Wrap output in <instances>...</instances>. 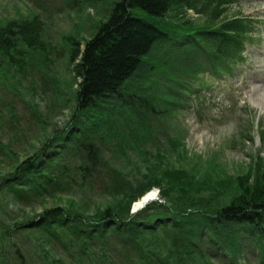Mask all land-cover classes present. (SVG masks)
<instances>
[{"label": "rangeland", "instance_id": "1", "mask_svg": "<svg viewBox=\"0 0 264 264\" xmlns=\"http://www.w3.org/2000/svg\"><path fill=\"white\" fill-rule=\"evenodd\" d=\"M113 2L0 0V174L6 176L0 184L27 161L40 159V165H47L56 159L62 187L24 201L0 191V264H88L77 256L69 260L48 237L31 226L23 227L25 220L47 210L63 208L92 216L111 209L129 217L139 213H133L135 203L157 192V199L145 209L154 210L155 205L159 210L160 201L168 206L161 211L168 218L180 211L187 216L196 208L227 207L255 195L264 198V0H241L232 7L190 0L191 7L173 8L165 23L180 38L158 44L127 91L100 106L103 120L86 112L79 114L84 118L81 122L74 117L80 83L76 66L81 57L73 58L107 22ZM240 16L257 22L250 32L254 44L240 61L239 75L219 83L206 52L217 48L213 31L227 34L235 24L242 27ZM181 39L194 40L198 48ZM179 40L182 44L176 45ZM229 54L232 61L239 56ZM146 87L145 96L140 90ZM135 92L144 99L142 109L148 110L149 118H136L135 125L128 127L118 115L126 117L122 104L129 105L125 98ZM198 93L203 97L197 99ZM94 123L100 127L97 134L92 131ZM81 137L96 145L105 170L120 169L136 190L142 183L146 188L142 196L135 192L127 198L103 197L66 172L57 161L70 149L76 150ZM74 158L64 163L73 167L78 164ZM133 165H139L140 171ZM144 175L148 183L135 181ZM225 232L220 228V235ZM156 242L158 252L170 249ZM93 247L99 257V246ZM236 254L231 261L251 264L249 254ZM213 257L214 263L231 264L223 256ZM114 261L125 264L121 257Z\"/></svg>", "mask_w": 264, "mask_h": 264}, {"label": "trees", "instance_id": "2", "mask_svg": "<svg viewBox=\"0 0 264 264\" xmlns=\"http://www.w3.org/2000/svg\"><path fill=\"white\" fill-rule=\"evenodd\" d=\"M185 6L190 7V0H114L107 22L87 42L85 50L75 53L73 58L76 60L81 57L76 66L80 83L75 118L80 117L82 122L84 118L79 114L90 112L96 113L97 120H103L98 115L100 106L113 97L121 96L123 90L127 91L128 84L136 77L144 61L158 44L172 42L170 39L176 32L165 23V18L173 8ZM242 20V27L233 23L234 26L228 30L235 36L222 35L223 46L236 52L245 47L247 40L243 37L248 31L246 20ZM189 36L194 37L195 34ZM176 42L179 43L176 45L182 44L181 40ZM188 42L186 44L191 41ZM169 51L168 46L164 52L168 55ZM220 53L217 54L219 60L222 59ZM215 64H218V71L227 74L228 70L231 71L224 60ZM146 90L147 87L140 91L146 96ZM137 94L135 92L133 97L125 98L129 105L122 104L127 111L126 117L118 115L128 127L135 125L136 118H149L148 110L142 109L144 99ZM152 108L147 107L153 115L155 112ZM104 121L107 124L106 118ZM94 126L96 129L92 130L93 133H99L98 123H94ZM68 139L67 136L66 140ZM59 144L63 145V142L59 141ZM61 156L62 159L57 162L67 169L66 172L72 173L80 181V185L89 184L87 188L92 193L107 198L116 195L127 198L130 193L136 192L140 198L146 190L142 183L136 190L126 182L123 179L125 173L119 172L120 169L118 171L114 168L112 173L108 168L105 170L106 165L101 161L96 145L84 141L82 137L77 142L76 150L70 149ZM70 156H75L77 165L68 167L64 163ZM40 162V159L25 162L17 173L0 184L1 193L11 199L14 197L24 201L27 196L39 198L40 195L41 198L50 189L61 191V177L57 176V167L54 165L56 159H53V163L47 162V165H40ZM133 166L136 172L140 171L139 165ZM37 169L35 173L30 172ZM130 174L133 172H126V175ZM4 177L0 178L4 180ZM135 181L148 183V177L144 175L141 180ZM3 184H6L5 188L1 187ZM76 191L80 192L78 189ZM255 196L254 199L248 197L233 202L227 207L219 206L205 211L196 208L187 216L180 211L178 216L168 218L164 217L167 213H161L168 206L160 201L156 202L161 206L159 210L155 205L154 210L149 206L134 216L129 214V217L119 215L111 209L88 216L77 211L55 208L25 220L23 227L31 226L48 237L50 243L63 251L69 260L77 256L79 260H87L88 264H117L113 259L120 257L125 264H217L213 262V256L222 255L230 259L237 257L236 253L242 251L254 254L255 261L250 262L251 264H264V198L261 195ZM37 219L40 220L36 222ZM30 220L32 221L29 222ZM41 222L43 226H40ZM220 228H225L223 236L219 234ZM247 229L250 234L240 238L241 233ZM156 240L170 249L163 254L158 252L159 244ZM95 245L99 246V257L94 255Z\"/></svg>", "mask_w": 264, "mask_h": 264}, {"label": "bare ground", "instance_id": "3", "mask_svg": "<svg viewBox=\"0 0 264 264\" xmlns=\"http://www.w3.org/2000/svg\"><path fill=\"white\" fill-rule=\"evenodd\" d=\"M197 98H201L203 97V94H197L196 95ZM264 108V106H262V109ZM1 177H4L5 175H3V173L0 174ZM152 198L154 199H157V192L156 193H149L147 194L145 197H143L142 200H140L138 203H135V206H134V210H138L140 209L141 207H143L142 205L145 203V202H149L152 200Z\"/></svg>", "mask_w": 264, "mask_h": 264}, {"label": "water", "instance_id": "4", "mask_svg": "<svg viewBox=\"0 0 264 264\" xmlns=\"http://www.w3.org/2000/svg\"><path fill=\"white\" fill-rule=\"evenodd\" d=\"M153 201H155V199L154 198H152V200L151 201H149V202H153ZM148 202H145L142 206L144 207L146 204H147ZM143 207H141L140 209H142ZM140 209H138V210H134V212L133 213H135V212H138Z\"/></svg>", "mask_w": 264, "mask_h": 264}]
</instances>
